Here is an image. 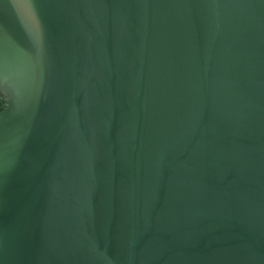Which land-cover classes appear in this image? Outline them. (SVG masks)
I'll return each instance as SVG.
<instances>
[{
  "label": "water",
  "instance_id": "water-1",
  "mask_svg": "<svg viewBox=\"0 0 264 264\" xmlns=\"http://www.w3.org/2000/svg\"><path fill=\"white\" fill-rule=\"evenodd\" d=\"M0 264H264V0H0Z\"/></svg>",
  "mask_w": 264,
  "mask_h": 264
},
{
  "label": "trees",
  "instance_id": "trees-1",
  "mask_svg": "<svg viewBox=\"0 0 264 264\" xmlns=\"http://www.w3.org/2000/svg\"><path fill=\"white\" fill-rule=\"evenodd\" d=\"M5 104H6L5 99L0 98V109L4 108L5 107Z\"/></svg>",
  "mask_w": 264,
  "mask_h": 264
}]
</instances>
